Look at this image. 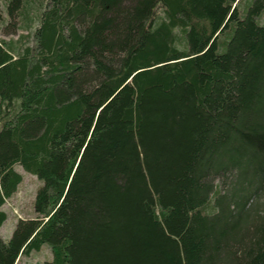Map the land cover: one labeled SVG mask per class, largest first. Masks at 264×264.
<instances>
[{
  "label": "trees",
  "instance_id": "trees-1",
  "mask_svg": "<svg viewBox=\"0 0 264 264\" xmlns=\"http://www.w3.org/2000/svg\"><path fill=\"white\" fill-rule=\"evenodd\" d=\"M31 6L0 38V226L15 165L41 183L0 264H264V0H0Z\"/></svg>",
  "mask_w": 264,
  "mask_h": 264
},
{
  "label": "rangeland",
  "instance_id": "rangeland-1",
  "mask_svg": "<svg viewBox=\"0 0 264 264\" xmlns=\"http://www.w3.org/2000/svg\"><path fill=\"white\" fill-rule=\"evenodd\" d=\"M1 26L0 38L13 40L15 43L22 38L23 41L32 42V31L38 24L37 9L31 6L24 14L8 16L4 8L0 11ZM18 44V43H17ZM15 168L21 173L22 179L13 194L6 199L3 208L7 213L6 220L0 226V236L8 240L19 218H29L34 215V196L41 180L37 175L24 170L20 165ZM52 259V251L48 244L43 243L38 250L29 253L19 252L15 264H46Z\"/></svg>",
  "mask_w": 264,
  "mask_h": 264
}]
</instances>
